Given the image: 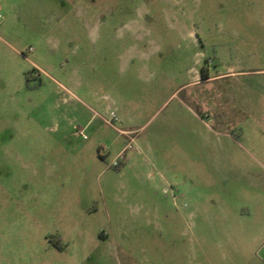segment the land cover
<instances>
[{
	"label": "rangeland",
	"instance_id": "374dc122",
	"mask_svg": "<svg viewBox=\"0 0 264 264\" xmlns=\"http://www.w3.org/2000/svg\"><path fill=\"white\" fill-rule=\"evenodd\" d=\"M0 15V264H231L263 242L228 211L262 198L264 0Z\"/></svg>",
	"mask_w": 264,
	"mask_h": 264
},
{
	"label": "crops",
	"instance_id": "0c3cea01",
	"mask_svg": "<svg viewBox=\"0 0 264 264\" xmlns=\"http://www.w3.org/2000/svg\"><path fill=\"white\" fill-rule=\"evenodd\" d=\"M245 173L259 180L256 188L262 198L259 200L258 206L252 205L253 202H250L238 206L233 205L228 211L235 222V224L233 223V235L260 239L263 242L252 247H231L233 253L237 254L235 261L231 264H264V166L259 167L258 171L247 169ZM226 213L225 207H220L219 215L223 219L227 218ZM203 253L206 254L207 250L203 249Z\"/></svg>",
	"mask_w": 264,
	"mask_h": 264
},
{
	"label": "built area",
	"instance_id": "2783aa9c",
	"mask_svg": "<svg viewBox=\"0 0 264 264\" xmlns=\"http://www.w3.org/2000/svg\"><path fill=\"white\" fill-rule=\"evenodd\" d=\"M0 19H1V15H0ZM110 119L112 120V121H116L117 120V116H116V114L113 112V111H111L110 112ZM106 123L110 126V127H112L113 129H115V130H117V128L112 124V122L110 121H106ZM82 131H80V133H81ZM82 134V133H81ZM82 136H83V134H82ZM84 137V136H83ZM114 165H115V163H114Z\"/></svg>",
	"mask_w": 264,
	"mask_h": 264
},
{
	"label": "trees",
	"instance_id": "16d2710c",
	"mask_svg": "<svg viewBox=\"0 0 264 264\" xmlns=\"http://www.w3.org/2000/svg\"><path fill=\"white\" fill-rule=\"evenodd\" d=\"M200 77H201L202 80L207 79V76H205L202 72H201V74H200ZM59 248H60V246H59Z\"/></svg>",
	"mask_w": 264,
	"mask_h": 264
},
{
	"label": "flooded vegetation",
	"instance_id": "af4514ba",
	"mask_svg": "<svg viewBox=\"0 0 264 264\" xmlns=\"http://www.w3.org/2000/svg\"><path fill=\"white\" fill-rule=\"evenodd\" d=\"M54 246L57 247V248L59 247L57 244H55Z\"/></svg>",
	"mask_w": 264,
	"mask_h": 264
}]
</instances>
